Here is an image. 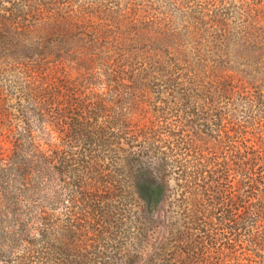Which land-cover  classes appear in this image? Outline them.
<instances>
[{
  "label": "rangeland",
  "instance_id": "1",
  "mask_svg": "<svg viewBox=\"0 0 264 264\" xmlns=\"http://www.w3.org/2000/svg\"><path fill=\"white\" fill-rule=\"evenodd\" d=\"M40 1L114 32L100 42L101 51L91 49L89 37L75 46V53L89 51L91 59L81 65L66 61L58 81L0 58V106L11 113L15 128H40L36 113L47 101L46 123L53 126L49 121L58 101L48 99L43 86L60 81L64 94L73 96L71 112L90 117L91 133L100 126L105 134V143L96 135L85 143L70 135L68 122H61L60 132L48 137L61 144L60 156L72 155L68 159L73 158L91 191V238L80 241L70 258L88 264H240L234 250L210 255L189 250L194 240H202L204 228L217 242L224 234L216 222L192 223L188 205L175 199L172 189L145 216L132 195L140 163L126 157L138 154L172 188L188 148L209 155L224 172L228 193L239 177L240 147L252 148L264 178V55L251 58L239 48L249 42L254 49L264 41V0ZM5 7L13 14L28 10L25 0H0V11ZM55 188L61 202L56 209L50 203L49 211L64 218L69 197L60 182ZM95 194L105 197L97 209ZM78 196L86 208L85 193ZM190 227L195 228L188 234ZM260 258L253 250V259Z\"/></svg>",
  "mask_w": 264,
  "mask_h": 264
},
{
  "label": "trees",
  "instance_id": "2",
  "mask_svg": "<svg viewBox=\"0 0 264 264\" xmlns=\"http://www.w3.org/2000/svg\"><path fill=\"white\" fill-rule=\"evenodd\" d=\"M25 1L28 10L24 13L13 14L9 7L0 11V58L19 64L27 72L41 77L50 74L58 81L66 71V61L81 65L82 60L91 59L89 51L75 53V46L89 37L91 49L100 47L101 51L100 42L114 34L81 16L46 7L40 0ZM239 48L251 58L264 55L263 40H258L254 49L249 42ZM43 87L48 99L58 101L56 114L49 121L53 126L46 123L44 109L49 101L36 113L41 125L38 129L27 124L18 130L12 124L11 113L0 106V264H88L82 258L71 259L70 253L81 247L80 241L91 238V191L86 189L79 169L72 165L73 158L68 159L72 155L60 156L61 144L48 137L54 131L60 132L61 122H68L72 126L70 135L85 143L95 135L105 143V134L100 126L91 133L90 117L84 119L71 112L76 107L73 96L64 94L60 81ZM45 125L48 128L43 129ZM189 141L194 150L195 138ZM187 155L179 161L172 188L157 168L141 162L138 154L126 157L128 162L140 163L133 175L132 195L140 202L141 212L147 217L152 215L172 189L175 199L188 205L192 223L216 222L224 234L217 242L211 229L204 228L202 240L189 245L191 252L210 255L234 250L240 264H264V178L253 161V149L240 147L239 177L228 193L223 187L224 172L213 157L197 155L189 148ZM81 161L83 168L90 167L88 161ZM58 182L69 197L64 218L49 211L50 203L56 209L61 202V193L55 188ZM79 192L86 195V208L80 204ZM104 200L95 194L93 208L100 207ZM194 228L190 227L188 234ZM253 250L260 260L253 259Z\"/></svg>",
  "mask_w": 264,
  "mask_h": 264
}]
</instances>
